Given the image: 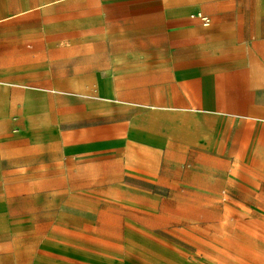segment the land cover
<instances>
[{
    "label": "crops",
    "instance_id": "obj_1",
    "mask_svg": "<svg viewBox=\"0 0 264 264\" xmlns=\"http://www.w3.org/2000/svg\"><path fill=\"white\" fill-rule=\"evenodd\" d=\"M145 183L264 264V0H0V264H59Z\"/></svg>",
    "mask_w": 264,
    "mask_h": 264
},
{
    "label": "rangeland",
    "instance_id": "obj_2",
    "mask_svg": "<svg viewBox=\"0 0 264 264\" xmlns=\"http://www.w3.org/2000/svg\"><path fill=\"white\" fill-rule=\"evenodd\" d=\"M143 186L157 196L145 202L154 209L110 208L112 203L106 202L94 219L96 228L105 231L66 226L59 234L63 239L50 238L49 258L59 264H223L217 261L220 255L233 264L231 240H225L216 225H203L200 209H193V225L186 223L190 209L183 185L173 190L169 185ZM49 225H56V220L50 218Z\"/></svg>",
    "mask_w": 264,
    "mask_h": 264
},
{
    "label": "built area",
    "instance_id": "obj_3",
    "mask_svg": "<svg viewBox=\"0 0 264 264\" xmlns=\"http://www.w3.org/2000/svg\"><path fill=\"white\" fill-rule=\"evenodd\" d=\"M199 18L201 19V21L203 23H205V24H208L209 23V19L207 17L201 15V16H199Z\"/></svg>",
    "mask_w": 264,
    "mask_h": 264
}]
</instances>
